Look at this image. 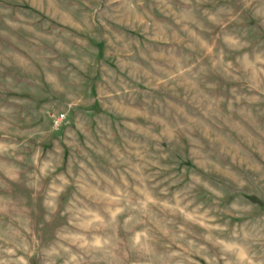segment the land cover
<instances>
[{
    "label": "rangeland",
    "instance_id": "obj_1",
    "mask_svg": "<svg viewBox=\"0 0 264 264\" xmlns=\"http://www.w3.org/2000/svg\"><path fill=\"white\" fill-rule=\"evenodd\" d=\"M0 264H264V0H0Z\"/></svg>",
    "mask_w": 264,
    "mask_h": 264
}]
</instances>
